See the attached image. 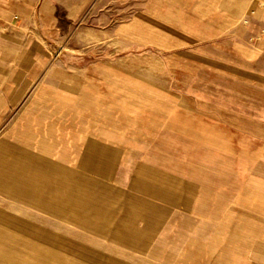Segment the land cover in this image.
Wrapping results in <instances>:
<instances>
[{
	"label": "rangeland",
	"instance_id": "obj_1",
	"mask_svg": "<svg viewBox=\"0 0 264 264\" xmlns=\"http://www.w3.org/2000/svg\"><path fill=\"white\" fill-rule=\"evenodd\" d=\"M188 2L94 0L81 14L76 5L49 7L53 29L39 28L29 50L19 48V63L40 67L0 124V158L40 152L86 190L68 181L53 206L28 208L0 191V219L15 216L22 231L28 222L68 225L54 227L63 240L48 246L66 264H106L93 238L116 246L91 233V196L102 217L117 206L137 220L122 264H207L219 234L200 218L206 192L225 194L234 210L264 189L263 150L247 148L264 140V59L234 35L236 21L205 17ZM0 242L10 251L0 250V264L57 262L35 243L22 246L31 250L23 260L17 239L1 231Z\"/></svg>",
	"mask_w": 264,
	"mask_h": 264
},
{
	"label": "crops",
	"instance_id": "obj_2",
	"mask_svg": "<svg viewBox=\"0 0 264 264\" xmlns=\"http://www.w3.org/2000/svg\"><path fill=\"white\" fill-rule=\"evenodd\" d=\"M93 1L0 0V124L6 112H11L25 98L32 79V72L29 70L40 67L37 62L32 65L28 62L19 63L17 54L22 44L29 50L34 37L41 35V33L36 35L39 28L53 29L52 19L46 9L58 5H76L78 14H81ZM188 4L193 7L199 5L197 11L205 17L218 13L221 15V20L236 21L237 25L234 27L237 32L234 35L242 42L254 43L252 49L258 53L256 59H264V0H189ZM193 9L196 12V9ZM22 67L27 71H21ZM258 142V145L253 144L247 148L252 152L262 149L264 153V140ZM3 147L4 144L0 149ZM0 163L3 169L0 173V191L10 195L19 203V205L14 203L15 206L28 208V203L38 204L41 207L53 206L54 197L68 195L66 183L68 181L77 182L76 189L82 193L81 196H84L86 186L83 182L85 180L81 178L75 180L65 176L61 167L40 152L27 151L15 161L8 160L2 154ZM79 167L82 169L84 165ZM260 193L254 195L247 206L231 210L232 205L225 194L212 190L206 192L205 200L199 210L200 218L207 227L217 229L219 234L217 251L210 257L207 264H264V189ZM43 196L49 197V204L44 203ZM88 202H91L93 212L96 214L91 233L116 245H108L105 241L93 238L91 239L92 251L100 255L106 264L126 262L130 258L127 249L134 245L137 220L133 219L130 211L117 210V206L103 208L107 216L102 217V207L96 196H91ZM17 211L15 208L12 209L14 214L18 213ZM7 213H10L9 210ZM112 213H121L122 216L115 219L110 216ZM141 213L144 216L147 210H141ZM230 213H241V216H236L241 219L238 221L237 228H234L233 223L234 219L235 221L238 219L232 217ZM6 218L10 217L6 214L1 216L0 231L5 237L17 239L20 246L17 254L20 258L25 260L26 253L31 254L30 249L22 246L35 243L40 250L38 255H43L46 259L56 258L55 264H66L62 258L58 257L61 255L50 251L48 246H53L57 244L58 239H62L61 235L58 236L60 233L56 234L53 231L54 227L64 232L69 228L68 225L52 221H44L42 224L28 222V230L22 231L20 220L15 216L12 220H6ZM78 230L90 232L83 227ZM5 247L0 242V250L10 254ZM22 252H26L25 255Z\"/></svg>",
	"mask_w": 264,
	"mask_h": 264
}]
</instances>
